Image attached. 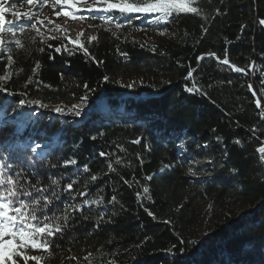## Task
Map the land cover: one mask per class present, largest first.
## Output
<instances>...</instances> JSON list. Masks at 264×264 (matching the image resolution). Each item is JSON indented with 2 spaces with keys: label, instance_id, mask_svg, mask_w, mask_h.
Here are the masks:
<instances>
[{
  "label": "trees",
  "instance_id": "trees-1",
  "mask_svg": "<svg viewBox=\"0 0 264 264\" xmlns=\"http://www.w3.org/2000/svg\"><path fill=\"white\" fill-rule=\"evenodd\" d=\"M91 1L77 4L97 38L81 42L85 55L38 23L50 5L4 0L5 19L21 18L0 52V76L11 74L0 80V164L33 193L20 200L45 209L38 221L63 228L51 256L29 254L42 264H264V0H198L200 15L169 22L89 12ZM60 7L54 17L74 21ZM74 103L84 117L67 114Z\"/></svg>",
  "mask_w": 264,
  "mask_h": 264
},
{
  "label": "snow or ice",
  "instance_id": "snow-or-ice-1",
  "mask_svg": "<svg viewBox=\"0 0 264 264\" xmlns=\"http://www.w3.org/2000/svg\"><path fill=\"white\" fill-rule=\"evenodd\" d=\"M81 0H23L28 6H38L45 7L51 5L53 10L56 9L58 5H70L72 9H75V13L69 11L65 12V15H69L72 20L77 18L81 20H86L87 16H78L83 9L77 7ZM12 3H17V0H12ZM198 0H115V2H109V0H103V5L99 7H88L89 12H98L104 14L118 13L121 16H133L136 14L143 15H157L159 20L163 22H169L173 17H179L182 13L200 15V8L197 6ZM6 11H11L10 7H4V0H0V52L5 51V41L3 34L7 29H9L12 23L20 20V15L13 12L12 15L14 20H6ZM61 15L60 12L57 13V18ZM36 17V13L33 12L32 15L24 14V18L31 21ZM38 23H44L43 21H38ZM49 23H52L49 20ZM264 24V20L260 21ZM31 27L35 28V24ZM120 27V25H117ZM39 32V29H36ZM62 30L60 26H56L52 31ZM163 35L164 33H160ZM82 35V34H81ZM55 38V37H53ZM97 39L96 37L90 38L92 40ZM19 43V41H17ZM73 45L77 44V41H71ZM67 48V46H65ZM80 50H83L85 55H89L87 49L83 44L78 45ZM43 51V49H41ZM57 52L61 49L57 48ZM72 51V50H70ZM214 55V54H213ZM200 59H204L201 57ZM11 62V58L9 57ZM223 65H230L228 59H223L219 61ZM39 65H37V68ZM236 72H242L243 69L235 67ZM10 73L7 75L0 76V80L7 81L10 79ZM192 91V89H189ZM86 99V98H85ZM257 107L260 106V101H256ZM57 112L65 114L61 109H57ZM67 114H72V110ZM76 115H80V111H75ZM140 141H135L139 143ZM236 143H239L237 141ZM262 154V159H264V147L259 149ZM104 156L105 153H100ZM71 163H75L72 161ZM119 163V161H116ZM5 165L0 164V187L9 185L6 192H0V264H28L29 261H34L35 264H42L43 257L35 256L29 254V249L32 251L43 250L51 256L52 241L55 239L57 233H61L63 228L60 223H44L43 220H47L48 217L45 216L43 220L38 221L36 215L37 211H45L44 208L39 207V201H36L35 205L29 204L25 201L20 200V196H32V192L21 191L18 189L17 181L13 180L11 176L5 178V172L3 169ZM114 170V169H113ZM87 171V169H85ZM95 179V178H94ZM150 179V177H149ZM68 190L71 191L72 185L69 184ZM37 191H43L42 189H37ZM143 192L147 194L149 192L148 188H144ZM87 195V193H83ZM147 198L150 199V196ZM115 198H113L114 200ZM50 204L51 201H48ZM93 203H99V201H93ZM27 209V211H25ZM151 215V213H149ZM60 219L64 221L68 220L67 216ZM89 259V257H85Z\"/></svg>",
  "mask_w": 264,
  "mask_h": 264
},
{
  "label": "rangeland",
  "instance_id": "rangeland-1",
  "mask_svg": "<svg viewBox=\"0 0 264 264\" xmlns=\"http://www.w3.org/2000/svg\"><path fill=\"white\" fill-rule=\"evenodd\" d=\"M97 0H92L91 2L87 3L85 6L88 7H99L98 3H96ZM61 5H58L55 10H53L52 6L45 8L41 15L39 16L40 20H42L46 25L52 24L53 26H60L62 29L64 35L69 41H77L78 44H82L81 42L84 41L87 38H91L94 36V31L89 29L85 24H83L79 20L71 21L69 18H62L60 21H58L54 15L60 12ZM49 20L52 21V23H49ZM82 34V35H81ZM99 104H101V110L105 111V103L102 101V99H99L97 101ZM72 109H75L76 111H80V115H76L75 111ZM66 111L72 110L74 113V116L77 118L84 117L86 113L88 112L87 106L83 103H74L71 108L68 106L65 108ZM208 162V161H206ZM189 172H193L192 167H189Z\"/></svg>",
  "mask_w": 264,
  "mask_h": 264
},
{
  "label": "built area",
  "instance_id": "built-area-1",
  "mask_svg": "<svg viewBox=\"0 0 264 264\" xmlns=\"http://www.w3.org/2000/svg\"><path fill=\"white\" fill-rule=\"evenodd\" d=\"M260 110H261V115L264 118V103L263 102L260 103ZM262 147H264V144L259 146V149L262 148Z\"/></svg>",
  "mask_w": 264,
  "mask_h": 264
},
{
  "label": "water",
  "instance_id": "water-1",
  "mask_svg": "<svg viewBox=\"0 0 264 264\" xmlns=\"http://www.w3.org/2000/svg\"><path fill=\"white\" fill-rule=\"evenodd\" d=\"M237 66L233 65V68H235ZM103 101V100H102ZM98 108L100 109L101 108V104L98 103Z\"/></svg>",
  "mask_w": 264,
  "mask_h": 264
},
{
  "label": "bare ground",
  "instance_id": "bare-ground-1",
  "mask_svg": "<svg viewBox=\"0 0 264 264\" xmlns=\"http://www.w3.org/2000/svg\"><path fill=\"white\" fill-rule=\"evenodd\" d=\"M261 158H262V155H261ZM262 161L264 162V159H262Z\"/></svg>",
  "mask_w": 264,
  "mask_h": 264
}]
</instances>
